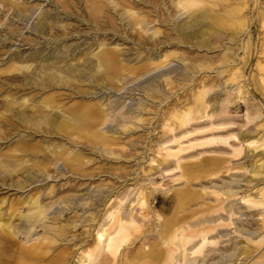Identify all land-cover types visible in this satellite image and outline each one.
I'll list each match as a JSON object with an SVG mask.
<instances>
[{"label":"rangeland","instance_id":"rangeland-1","mask_svg":"<svg viewBox=\"0 0 264 264\" xmlns=\"http://www.w3.org/2000/svg\"><path fill=\"white\" fill-rule=\"evenodd\" d=\"M10 1L23 5L26 11L19 14L17 10L0 2V199L5 198L0 211L2 216L7 218L6 210L12 199L14 205L20 207L19 211L26 214L27 203L22 204L20 201L22 199L28 201L30 196L37 197L39 203L45 205L46 211L36 226H33L30 238L45 232L42 229V223L55 222L56 225L70 223L66 228L64 239L57 241V245L60 244L59 248L66 246V249L71 251V259L63 264L75 263L76 253L81 250L78 243L80 239L87 240L89 243L94 238L92 227H90L91 233H86L89 225H82L78 218L89 216V212L94 213L99 210V219L92 223L95 225L102 223L108 207L118 201V194L130 192V190L134 193L139 188V183H142L146 192H153L150 197L151 207L156 203L155 198H157V208L152 211L162 218L169 215V212L160 209L162 205L164 208L167 207V203L163 204L159 201L162 198L168 199L173 191L185 187V177L179 176V170L171 166H168L167 171L155 168L152 171L153 174L143 175L142 167L147 169L151 166L150 158L157 157L158 150L163 153L166 147L175 146L177 139L184 144L197 138L210 142L215 136L230 134V137L233 135L238 137L231 142L234 146L243 144V140L247 138L257 140L253 147L241 146L240 149L236 148L235 152L228 149L221 151L218 147H214L215 145H208L207 148H213L200 153V158L216 155L224 159L219 170L205 177L197 175L188 185L189 190L198 192L206 199L207 204L214 205L212 201L215 200L219 202L215 206H219L227 201L210 193L214 190L212 184L215 183L232 185V188L238 191L232 198L235 202H238L239 196L247 192L250 187L264 186V175L251 179L249 173L255 159L261 157L264 160V149H261L260 142L264 138L262 136L264 131L255 127L256 122L262 118L264 120V89L259 90L257 88L259 84L256 81L253 82L250 77L253 75L259 78L261 73L259 65H262L264 69V16L263 19L257 17L259 13L264 15V0H244L247 3L244 9L245 26L238 31V34L236 33L235 39H228L225 34L213 33L209 38L210 48L191 45V40L185 44L176 43L174 40L166 44L162 43L165 41V35L173 38V35L168 32L171 23L159 24L157 21L164 18L168 11H174L170 0H163L166 2V10L162 0H102L107 12L103 20L99 18V15L89 17L82 0ZM232 1L219 0L221 5L214 8L221 9ZM161 9H163V16ZM128 10L144 16V18L140 17V19L143 18L141 24L132 25L131 18L126 13ZM178 15V13H172L171 20L174 18L180 21L186 16V14ZM38 21H43L45 28L34 27ZM154 28H158L161 32L156 39L151 34ZM194 41L195 39L192 40ZM154 42L159 45L153 47ZM100 46L116 47L119 50L120 59L126 65L138 66L148 60H156L158 54L169 51L177 52L182 61L175 58L169 64L151 68L144 74L123 72L121 78L116 79L115 84L112 85L106 81L94 82L91 72L86 70L72 81L71 85L61 86L58 83L53 86L43 84L40 87L39 63L43 62L42 58L54 59L52 56L60 55L61 50L67 47V56H65L67 62L71 63L73 68L77 66V69H82L83 66H90V64L83 63L82 57L79 59V56L86 53V57H91ZM23 58L28 60L21 62L20 59ZM12 62L35 64L37 70L33 73L35 77L29 76L31 69L5 71ZM61 64L58 61L53 66ZM236 67H240L241 70L240 82L224 84L223 80ZM73 73H77V70L74 69ZM34 78L37 79L34 80ZM166 78L171 79L173 88L165 86ZM200 80L210 89L206 93L207 110L210 109L209 116L195 122L197 131L174 137V133L179 131L176 129L174 133L166 132L167 128L162 124V112L173 106L178 99L184 101L189 98L192 91L198 89L197 83ZM241 86H243V93H239ZM77 87L87 89L86 95L76 93ZM155 88L159 91L163 90L166 97L161 98L158 94L156 97L150 96V92ZM50 92H55L58 103L65 106L80 99L98 101L101 107L108 104L107 110L110 111V116L106 126L110 130L106 133L119 137L117 143L121 144V147L114 145L112 147L114 153L108 154L104 152L105 147L92 148L90 141L78 139L75 136L73 139H68L61 132L55 133L49 130L45 122L38 126L36 117L40 111L43 114L61 116L59 107L49 109L39 104L40 99ZM57 93H61L62 96L59 97ZM15 97L19 101L25 99L24 105L21 107L13 105L11 111H5L6 98ZM128 109L133 110V114H140L148 120L132 122L131 130L121 134L118 127L119 116ZM259 114L262 115L259 116ZM29 117L33 119L27 120ZM221 120L225 121L222 124H225L226 130L218 132L215 124ZM190 128V125H187L180 130H190ZM162 130L165 133L162 134ZM16 144L24 145L16 147ZM67 148H69V154L63 155V158L72 157L74 154L83 158L78 170L70 171L62 159L55 160L54 154ZM252 148H256L254 152L248 151ZM260 149L262 153L258 155ZM14 160L17 163L24 162L28 169L19 170L20 165ZM197 161L198 159L194 157L182 163ZM113 163L120 166L114 173L108 169V166ZM3 177L5 180L2 179ZM24 177L30 178L22 188L14 186ZM246 179H251V182H246ZM95 192H98V195H95ZM72 195H77L79 198L75 199L86 202L88 210L81 209L75 201L66 204L68 201L61 199L65 197L71 199ZM108 198L110 199L107 203L102 204L103 200ZM203 201L202 205L199 204L205 208ZM137 208L136 206L135 209ZM189 208L198 207L190 205L184 210L188 212ZM210 213L216 218L219 211L210 209ZM58 214H60V220L52 221ZM246 214L248 216L244 220L245 230L249 232L257 229L258 232L256 234L247 232L244 235L235 232L232 236L237 244L234 255H230L227 247L225 251H221L222 254L217 250L221 242L229 245L230 241H221L220 238L213 237L210 238L212 241H206V244H203L205 248L214 249L224 264H264L259 257L264 251V204L252 206L246 210ZM205 215L199 211L187 220L195 222L203 219ZM151 216L150 220L154 226L158 223V219L154 215ZM237 222L238 226L242 225L239 220ZM143 228L147 229V227ZM217 228L225 229L228 225L226 224L225 227L217 225ZM15 239L20 244H24L23 235H18ZM257 240L259 242H256ZM33 242L31 240L26 245ZM137 245L138 243L134 242L129 247ZM187 245L189 246L190 243ZM240 245L251 248L249 256L245 259L237 253ZM195 254L198 253L195 252L191 256Z\"/></svg>","mask_w":264,"mask_h":264},{"label":"bare ground","instance_id":"bare-ground-1","mask_svg":"<svg viewBox=\"0 0 264 264\" xmlns=\"http://www.w3.org/2000/svg\"><path fill=\"white\" fill-rule=\"evenodd\" d=\"M84 8L89 17H94L99 15L100 19L103 20L106 16L104 3L102 0H82ZM3 5H9L11 8L17 10L19 14L24 13L26 8L19 3H14L10 0H0ZM113 2V1H112ZM163 5L166 2L163 1ZM173 7V12L168 11L164 18L157 19L158 23H166L170 25L168 29L169 33L173 35V38L165 35V41L163 44L169 43V41H176V43L185 44L191 40V45H196L198 47L210 48L209 38L213 33L225 34L228 39H235L236 33L245 26L246 17L244 14V9L246 7V2L244 0H233L229 5L223 6L221 9H215V6L221 5L219 0H170ZM167 7L165 6V10ZM84 10V12H85ZM162 16H163V9ZM128 16L131 18L132 25L141 24L144 16H140L137 12L126 11ZM172 13L186 14L185 18L176 21L172 17ZM170 18H167L169 17ZM263 13L257 15L258 19H263ZM140 17H143L140 19ZM143 22V21H142ZM37 29L45 28L43 21H38L34 25ZM161 33L158 28H154L151 32L152 36L157 38L158 34ZM195 39L194 42L192 40ZM152 45L153 47L159 44ZM67 47L61 50V54L57 56H52L51 60L42 58L43 62L39 63V71L41 72L40 87L43 84H48V86H53L54 84L59 85H71V82L76 80L81 76L82 72L89 70L91 72L92 80L95 82H108L110 85L115 84L116 79L121 78L123 72L132 74H144L149 72V69L156 68L159 66H164L169 64L171 60L178 59L182 61V58L177 52H163L158 54L156 60H148V62L140 64L138 66L126 65L120 59L119 50L116 47H104L100 46L91 57H86V53L79 56L82 57L83 63L90 64V66H83L82 69H77V66L73 68L71 63L67 62L65 56H67ZM28 58L20 59L21 62L27 61ZM39 61V60H38ZM62 63L58 66H53L55 62ZM93 62V63H92ZM31 62H25L24 64L13 63L8 66L5 70L7 72L25 70L28 71L30 77H35L33 73H36L35 64ZM52 65V66H50ZM92 67V68H91ZM196 68V67H194ZM261 71L259 78L251 75V80L257 82L259 85L257 88L259 90L264 89V69L262 65L258 66ZM74 69L77 73H73ZM93 71V72H92ZM240 67L234 68V70L227 75L226 79L223 80L224 84H235L240 82ZM37 78H34L36 80ZM165 86L173 88V83L171 79L166 78ZM35 83H37L35 81ZM198 89H195L190 94L189 98L184 101L178 99L173 103V106L162 112V124L166 127V132L174 133L176 129L179 132L174 133V137L182 135H188V133H193L197 131L194 126L196 121H199L205 117L209 116V110H207L208 102L206 98V93L210 90L205 87L203 82L198 81ZM243 86L240 87V92L243 93ZM76 93H83L86 95L87 89L76 88ZM62 96L61 93H57ZM156 94L160 95L161 98H165L166 95L162 91L155 88L150 92V96L156 97ZM9 97V96H7ZM19 97V96H17ZM6 98L5 111H11L13 105L23 106L25 99L17 100L16 98ZM163 99H161L162 101ZM43 108L56 109L60 108L61 116L57 117L51 114H43L42 111L36 117L38 121V126L42 122H45L49 130L55 133L61 132L65 134L68 139H73L75 136L78 139H85L92 143V148L98 146L105 147L104 152L108 154L114 153L112 148L114 145L118 144L117 141L119 137L113 135H107L106 131L110 128L106 126L110 111L107 110L108 104L105 106H100L98 101L82 100L65 106V104H60L57 101L55 92H50L40 99L39 103ZM144 104L142 103V106ZM212 109V106L209 104ZM168 107V106H167ZM126 112V113H125ZM120 114L119 126L120 133L124 134L131 130L132 122H146L148 118H143L140 114H133V110H126ZM261 113V111H259ZM262 114H259V116ZM33 119L29 117L27 120ZM224 120H221L215 124V129L218 132L226 130ZM190 125V130H180L184 126ZM133 126V125H132ZM255 127L264 131V120L263 118L255 123ZM106 128L104 131L102 129ZM162 134L165 131H161ZM230 135V134H229ZM228 135V136H229ZM247 136V134H243ZM227 134H222L215 136L214 139L203 140L196 139L191 140L190 143L184 144L183 141L177 139L175 141V146H168L165 148V152L161 153L157 151L158 156L155 158H150V163L153 165L147 167H142L143 175H151L155 168H160V170L167 171L168 166L176 168L179 170V176L185 177V187L179 190L173 191L168 199H161L159 202L166 204L167 207H160L161 211L169 212L168 216H163V218L158 214L154 213L152 209L157 208V198H155V204L151 207L150 197L152 196V191L146 192L142 187V183H139V188L133 193L121 192L118 194V201L114 202V205L108 207L105 212L104 219L102 223L99 222L98 225L92 222L99 219V210L92 213L89 212V216H81L78 218L82 225H89L86 233L90 232V227H92V242H87V240H79V247L81 250L76 254V260L74 264H224L222 262L219 254L214 252V249L210 247L205 248L204 245L206 241H212L213 237H218L221 241H230L229 245L223 244L221 242L218 245L217 250L222 254L226 250L230 252V255L235 254V249L237 244L235 243L232 236L235 232H240L241 235L246 234L248 231L245 230L244 220L247 219L246 210L252 206H259L264 204V186H252L247 192L239 196L238 202L233 201L238 191L232 188V185H222V184H212L214 190L210 193L214 194L216 197L220 196L223 200H227L223 205L215 206L219 202L212 201L215 204H207L206 199L201 196L198 192L189 190L188 185L191 181L195 179L197 175L200 177H205L211 175L214 171L219 170L220 165L224 162V159L212 155L199 157L200 153L209 150L213 147H208V145H215L218 150H230L236 151L245 146L247 148L253 147L257 142L255 139H244L243 144L234 146L231 142L238 139L235 135L233 137H228ZM264 136V133L262 134ZM260 139V138H258ZM169 141V140H168ZM73 142V141H72ZM188 142V141H186ZM213 142V143H211ZM261 149H264V138L260 141ZM77 144V143H74ZM24 144H16V147H22ZM121 147V146H120ZM256 147V146H255ZM226 148V149H225ZM256 148L248 149V151L254 152ZM258 152V155L262 151ZM69 148L62 150L54 154L55 160H63L70 171L81 166L82 157L78 154L72 155V157H65L63 155L69 154ZM186 152V153H185ZM185 153V154H184ZM196 155V156H195ZM198 159L197 162L182 163L186 159ZM19 164V170L28 169L23 163ZM120 166L114 163L108 166L110 172L114 173L115 169ZM99 168V167H98ZM164 168V169H163ZM249 173L252 178L264 175V160L261 157L254 160L249 169ZM254 176V177H253ZM30 177H24L22 181H18L14 186L22 188L28 181ZM3 180L4 177L2 178ZM251 179H246V182H251ZM98 187V186H97ZM203 187H201L202 189ZM51 191V190H50ZM133 195L131 196V194ZM98 195V192H95ZM39 197V196H38ZM116 197V196H115ZM77 195H72L71 199L67 197L61 198L62 200L68 201L66 204L77 202V205L81 206V209L87 211L86 202H81ZM99 198V197H98ZM97 198V199H98ZM110 198L103 200V203H107ZM205 208L202 207V201ZM217 200V198H216ZM102 201V200H100ZM5 202V198L0 199V207ZM27 203V213L22 214L19 211V206H15L13 200L9 201V206L6 211L7 218L2 216L0 211V264H63L71 259V251L66 249V246L59 248L60 244L57 245V241H62L64 239V234L66 228L70 223H60L56 225L42 223V229L44 233L35 238L31 237V232L33 226H36L39 219L44 216L46 211L45 205L39 203L37 197L30 196L29 200L26 201L22 199L20 203ZM119 202V203H118ZM201 205H200V204ZM190 205H196L198 208H189L188 212L184 210ZM198 205V206H197ZM136 206L138 207L137 209ZM103 209V208H102ZM211 210L219 211L216 218L211 215ZM182 210H184L182 212ZM201 211L205 213L203 219H199L195 222H190L188 217L194 215L196 212ZM151 215L156 216L158 223L153 226L150 218ZM101 218V217H100ZM59 221L60 214L53 217L52 221ZM242 225L238 226V222ZM88 221V222H87ZM147 222L149 224L147 225ZM97 223V222H96ZM228 228L221 229L217 228V225ZM32 226V227H31ZM143 227H147L144 229ZM215 232V233H213ZM250 234H256L258 230L249 231ZM248 232V233H249ZM18 235H23L25 237L24 244H20L16 241L15 237ZM211 238V239H210ZM33 243H26L30 241ZM138 243L136 247H129L131 244ZM256 242H259L258 240ZM190 243L188 246L187 244ZM261 243V241H260ZM204 244V245H203ZM234 245V246H233ZM222 251V252H221ZM251 248L247 245H240L238 247V254L242 255L245 259L249 256ZM198 253L197 255L194 253ZM75 256V254H74ZM262 258L261 263H264V251L259 256ZM197 261V262H196ZM196 262V263H195Z\"/></svg>","mask_w":264,"mask_h":264}]
</instances>
